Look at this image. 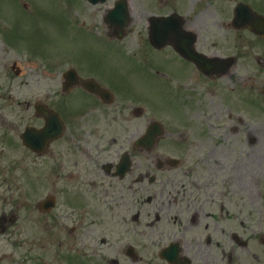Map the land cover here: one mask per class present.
<instances>
[{
  "label": "flooded vegetation",
  "instance_id": "1",
  "mask_svg": "<svg viewBox=\"0 0 264 264\" xmlns=\"http://www.w3.org/2000/svg\"><path fill=\"white\" fill-rule=\"evenodd\" d=\"M73 2L129 66L0 20V264H264V0Z\"/></svg>",
  "mask_w": 264,
  "mask_h": 264
},
{
  "label": "rangeland",
  "instance_id": "2",
  "mask_svg": "<svg viewBox=\"0 0 264 264\" xmlns=\"http://www.w3.org/2000/svg\"><path fill=\"white\" fill-rule=\"evenodd\" d=\"M22 3H27L32 12L38 13L35 22L27 21L28 16L24 13V9L19 6ZM66 3L71 4L72 0H0L1 25L12 31L10 39L21 50L27 49L29 45L43 47L48 42L57 46L62 45L64 50H72L75 42H77L86 51L97 47L101 49L106 56L104 64L107 66H129L124 59L115 58L118 53L110 45L99 46L97 41L90 39L87 35H83L81 30L79 32L74 28L72 8ZM87 24V22L84 23L81 28L88 30ZM261 206H263L262 200ZM258 208L257 205V210ZM256 219L258 220L256 221L257 224L260 222L264 226V220Z\"/></svg>",
  "mask_w": 264,
  "mask_h": 264
}]
</instances>
